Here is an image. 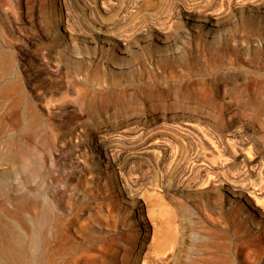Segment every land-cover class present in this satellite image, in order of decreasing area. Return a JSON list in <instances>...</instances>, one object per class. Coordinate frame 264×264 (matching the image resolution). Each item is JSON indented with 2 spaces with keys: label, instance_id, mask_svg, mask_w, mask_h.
Returning a JSON list of instances; mask_svg holds the SVG:
<instances>
[{
  "label": "rangeland",
  "instance_id": "obj_1",
  "mask_svg": "<svg viewBox=\"0 0 264 264\" xmlns=\"http://www.w3.org/2000/svg\"><path fill=\"white\" fill-rule=\"evenodd\" d=\"M21 101L39 170L7 193L78 220L69 264H264V0H0L1 150ZM217 154L239 195L196 184Z\"/></svg>",
  "mask_w": 264,
  "mask_h": 264
},
{
  "label": "bare ground",
  "instance_id": "obj_2",
  "mask_svg": "<svg viewBox=\"0 0 264 264\" xmlns=\"http://www.w3.org/2000/svg\"><path fill=\"white\" fill-rule=\"evenodd\" d=\"M211 10L214 11V9ZM211 10L200 13L199 16L203 21H206L210 24L215 23V25H217L220 16L215 15ZM161 25L164 26L163 24ZM100 31L104 35H110L106 31ZM115 38L118 37L115 36ZM29 101L19 102L17 108L12 112L16 123L15 131L5 134L3 133V139L1 138L4 140L5 150L0 149V159L5 160L6 168L8 169L0 171V196L12 203L13 206L12 208L8 209V211L13 214V219L2 218L0 215V264H58L57 254H59L62 259L61 264H69V262L73 260L69 258V250L68 246H66V240L68 238V230L66 229V225L71 227V225L76 224V229L79 231L80 228L77 222L78 220L76 221L74 218L67 219L64 217V215H61L62 213H55L54 208L49 200H46L45 197L38 191L33 190V186H28L18 195H9L7 193V188L9 186L7 179H9L14 172L22 173L23 171H26L28 175H32L35 174L37 169L39 170V167H37V163L40 162L39 156L37 155L38 152H35L36 150L32 146V141L34 140L35 132L37 131H35V127L33 126V122L35 121H33V114H31L32 112L29 111V107L32 106V104H30L31 102ZM10 122L12 123V121ZM41 127L43 128V126ZM46 128L47 127L45 126V129ZM45 131L44 133L46 134ZM36 134L38 135V133ZM192 144H194L193 147H196V150L199 147L205 149V143L200 138L197 142H193ZM177 146H179L180 154L184 156L186 148L185 145L182 143H177ZM218 157V160L214 157L213 162H211L212 166H209L210 168H208L205 174L203 173L204 176H199L200 178L198 177L199 180L196 184L211 186L210 189L212 191L216 187L215 185H220L221 187L227 186L226 189L230 191V186L228 185H232V195H239V193H237L234 188L236 181L230 178L224 170H215V174H213L214 170L211 169H213L215 163H224V160L220 158L219 155ZM47 172L48 171L46 168L44 170H40V174H47ZM247 192V195L243 194L244 198L249 203H251V197L258 205V201L262 197V190L256 192L252 189H247ZM217 199H220V195H217ZM166 240L168 239L166 238ZM77 246L79 248V245ZM170 246V253H168L171 255L173 254L174 245L171 244ZM73 256L74 260L78 262L84 255L76 248V254ZM133 256L135 258V262L136 260H141L140 247ZM168 256L169 255H164L163 260H166L165 258L168 259ZM154 257H156V255ZM143 259L145 260V258ZM211 264L227 263L225 260L216 259L212 261Z\"/></svg>",
  "mask_w": 264,
  "mask_h": 264
}]
</instances>
